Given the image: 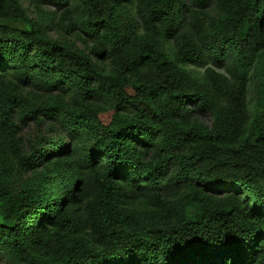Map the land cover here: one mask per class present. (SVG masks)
Wrapping results in <instances>:
<instances>
[{"label": "trees", "instance_id": "1", "mask_svg": "<svg viewBox=\"0 0 264 264\" xmlns=\"http://www.w3.org/2000/svg\"><path fill=\"white\" fill-rule=\"evenodd\" d=\"M0 264H264V0H0Z\"/></svg>", "mask_w": 264, "mask_h": 264}, {"label": "rangeland", "instance_id": "2", "mask_svg": "<svg viewBox=\"0 0 264 264\" xmlns=\"http://www.w3.org/2000/svg\"><path fill=\"white\" fill-rule=\"evenodd\" d=\"M23 2H24V6H30V0H23ZM45 7H46L47 10H53L54 9V6L53 5H47ZM78 44H81V42L78 41ZM29 127L32 128V125L29 126ZM29 127H26L25 130H28Z\"/></svg>", "mask_w": 264, "mask_h": 264}]
</instances>
